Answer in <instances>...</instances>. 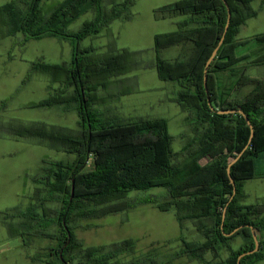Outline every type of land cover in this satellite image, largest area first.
<instances>
[{"label":"trees","instance_id":"16d2710c","mask_svg":"<svg viewBox=\"0 0 264 264\" xmlns=\"http://www.w3.org/2000/svg\"><path fill=\"white\" fill-rule=\"evenodd\" d=\"M43 1L23 0L21 6L11 0L2 5L0 26L7 36L21 34L23 44L43 38L70 42L73 48L70 63L39 61L32 65L31 72L48 75L59 87L46 99L28 107H59L76 112L79 130L75 133L39 122L8 128L18 137L38 139L73 156V160H43L42 173L34 178L37 187L31 203L24 209L14 207L7 212L12 219H21L18 225L12 222L13 235L50 240L52 245L42 260L48 264H167L157 262L152 254L135 255L132 261L122 262L121 255L136 253L137 242L127 240L86 247L75 232L79 220L100 219L149 204L160 211L173 210L181 229L191 221L203 236V242L182 239L177 257L185 256L203 264H237L242 253L255 247L252 226L260 248L243 257L240 264L264 261V240L259 235L264 231V203H244L247 197L244 181L256 177V161L264 152V78L237 70L239 63L251 57L240 54L242 47L264 46V34L238 40L241 27L257 15L251 6L254 0H226L230 24L207 70L206 87V63L227 25L228 9L224 1L179 0L157 10L159 19L182 17L176 31L154 38L158 75L179 86L174 100L187 113L186 121L192 128V136L178 152L172 150L173 137L166 119H123L97 107L127 94L120 91L104 97L101 90L123 81L120 76L130 70L128 54L124 51L98 56L95 48H83L81 43L99 35L114 20L132 19L135 0H63L48 11L43 10ZM90 11L93 18L72 32L70 25ZM179 44L190 48L188 56L171 61L161 57L162 49ZM250 64L264 65V53ZM222 73L232 76L229 85L220 80ZM246 84L252 85V90L246 96H234ZM228 110L236 112L218 113ZM245 117L254 130L250 144L251 129ZM221 147L226 149L225 155L201 163ZM243 150L241 158L231 167V177L236 183L234 194L227 166ZM153 188H163L166 193L129 197L132 192H148ZM236 229L239 230L234 235H226ZM237 237H242L244 243L236 249L231 241ZM208 253L213 255L212 260L206 258Z\"/></svg>","mask_w":264,"mask_h":264},{"label":"rangeland","instance_id":"374dc122","mask_svg":"<svg viewBox=\"0 0 264 264\" xmlns=\"http://www.w3.org/2000/svg\"><path fill=\"white\" fill-rule=\"evenodd\" d=\"M11 0H0V7ZM21 6L23 0H16ZM63 0H44L43 10L48 11ZM179 0H135L131 8L132 19H117L97 36L84 39L81 46L95 48L98 56L106 53L127 51V63L130 70L108 90L101 94H116L125 91L127 94L102 103L97 107L108 111L111 116L123 119L140 118L168 121V129L173 137L172 150L180 151L192 136V128L186 121L185 113L174 97L179 86L172 81L162 80L157 71L154 38L157 35L177 30V22L182 17L159 19L157 10ZM257 15L250 18L241 27L238 40L253 38L264 34V3L254 0L251 4ZM94 16L92 11L80 16L69 27L77 32ZM23 36H7L0 26V264H48L42 261L52 242L41 236L28 239V236L17 237L12 231V222L20 223L21 219H12L7 212L12 208H26L31 203L37 184L34 178L42 173L43 160H73L61 150L49 143H42L31 137H18L9 132L10 127H21L32 123H43L47 126H59L77 133L78 115L66 112L59 107L30 108L31 103H38L54 93L59 87L52 83L48 75L31 72L32 65L39 61L51 64L70 63L73 48L69 41L56 38L30 40L23 44ZM190 48L183 44L162 49L160 55L166 60L181 59L188 56ZM264 53V46L248 45L240 49V54L251 55L249 60L237 65V70L264 78V65L253 66L250 62ZM30 74V75H29ZM220 80L224 85L233 81L228 73H222ZM213 83L214 80H213ZM253 86L246 84L234 93L236 97L246 96ZM108 91V92H107ZM226 154L221 147L215 153L204 158L205 164L216 156ZM228 160H232L228 157ZM256 177L244 181L247 195L246 204L264 203V152L256 161ZM163 188H153L148 192H132L131 198L145 195L165 194ZM161 201L163 197H159ZM76 235L86 247H101L127 240L137 242L135 254H123L122 262H130L137 257L152 254L157 262L167 264H203L188 257H177L182 248V239L186 242H203L204 238L187 221L181 229L173 210L160 211L156 206L141 204L125 212L112 214L100 219H84L77 222ZM260 237L264 240V231ZM244 240L237 237L231 241L233 248L242 246ZM226 253H223V257ZM212 260L213 255H206ZM259 264H264L261 261Z\"/></svg>","mask_w":264,"mask_h":264},{"label":"water","instance_id":"95a60500","mask_svg":"<svg viewBox=\"0 0 264 264\" xmlns=\"http://www.w3.org/2000/svg\"><path fill=\"white\" fill-rule=\"evenodd\" d=\"M223 1H224L225 5H226V7H227V9H228V20H227V25H226V27H225V32H224V35H223L221 41L219 42L218 46L213 50V52H212L210 58L208 59V61H207V63H206V67H205V70H204V74H205V77H204V79H205V87L207 86V70H208L210 64L212 63V61L214 60V58L216 57V55H217V53H218V51H219L221 45L223 44L225 34H226V32H227V30H228V28H229V24H230V18H231L230 8H229V5H228V3L226 2V0H223ZM209 103H210V102H209ZM234 112H236V111L228 110V111H219L218 113H220V114H231V113H234ZM238 112L241 113V114L243 113L241 110H238ZM245 119H246V121H247V123H248V125H249V127H250V129H251V137H250V141H249V144H250V143H251V140H252V138H253V135H254V130H253V126H252V124L250 123L249 119H248L247 117H245ZM244 150H245V149H244ZM244 150H243L241 153H239V154H238V155H237V156H236V157H235V158H234V159L228 164V166H227V173H228V176H229V178H230L231 184H232V186H233V193H234V194L236 193V183H235V181H234V180L232 179V177H231V173H230V172H231V167H232L233 164H235V163L241 158V156L243 155ZM232 199H233V197H231V200H232ZM226 210H227V208L224 209L223 219H224V217H225ZM238 230H239V229H236V230H234L232 233H229V234H226V235H227V236H232V235H234ZM251 231H252V236H253V239H254L255 247H254L253 250H250V251H247V252L242 253V254L239 256L238 260H237V264H240L241 259H242L243 257L248 256V255H252V254L258 252V250H259V248H260V242H259V239H258L257 233H256L254 227H252V226H251Z\"/></svg>","mask_w":264,"mask_h":264},{"label":"crops","instance_id":"0c3cea01","mask_svg":"<svg viewBox=\"0 0 264 264\" xmlns=\"http://www.w3.org/2000/svg\"><path fill=\"white\" fill-rule=\"evenodd\" d=\"M254 179V178H253ZM245 203V202H244ZM246 204V203H245ZM243 239V238H242ZM244 243V242H243Z\"/></svg>","mask_w":264,"mask_h":264}]
</instances>
